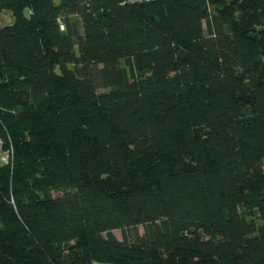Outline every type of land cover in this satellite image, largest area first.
I'll return each mask as SVG.
<instances>
[{
    "label": "trees",
    "instance_id": "1",
    "mask_svg": "<svg viewBox=\"0 0 264 264\" xmlns=\"http://www.w3.org/2000/svg\"><path fill=\"white\" fill-rule=\"evenodd\" d=\"M0 9V264H264V0Z\"/></svg>",
    "mask_w": 264,
    "mask_h": 264
},
{
    "label": "built area",
    "instance_id": "2",
    "mask_svg": "<svg viewBox=\"0 0 264 264\" xmlns=\"http://www.w3.org/2000/svg\"><path fill=\"white\" fill-rule=\"evenodd\" d=\"M15 151L10 138L0 136V167L14 164Z\"/></svg>",
    "mask_w": 264,
    "mask_h": 264
},
{
    "label": "rangeland",
    "instance_id": "3",
    "mask_svg": "<svg viewBox=\"0 0 264 264\" xmlns=\"http://www.w3.org/2000/svg\"><path fill=\"white\" fill-rule=\"evenodd\" d=\"M14 20L13 14L11 11L6 9H0V26H4L7 24L12 23ZM261 217L259 218V220ZM140 230L143 232V227L140 226ZM114 233L121 239L122 238V232L120 229L114 230Z\"/></svg>",
    "mask_w": 264,
    "mask_h": 264
},
{
    "label": "water",
    "instance_id": "4",
    "mask_svg": "<svg viewBox=\"0 0 264 264\" xmlns=\"http://www.w3.org/2000/svg\"><path fill=\"white\" fill-rule=\"evenodd\" d=\"M24 14H25V17L27 19H31L32 16H31V12H30V9L29 8H26L25 9ZM56 71H57V74L58 75H61L62 74L59 67H57ZM96 264H109V263H96Z\"/></svg>",
    "mask_w": 264,
    "mask_h": 264
}]
</instances>
